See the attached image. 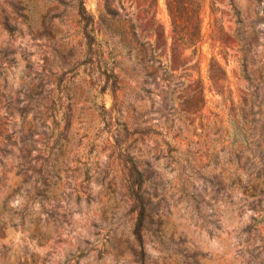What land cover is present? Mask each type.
Instances as JSON below:
<instances>
[{
	"label": "rangeland",
	"instance_id": "obj_1",
	"mask_svg": "<svg viewBox=\"0 0 264 264\" xmlns=\"http://www.w3.org/2000/svg\"><path fill=\"white\" fill-rule=\"evenodd\" d=\"M76 2L0 0V264H142L131 158L146 264H264V0Z\"/></svg>",
	"mask_w": 264,
	"mask_h": 264
},
{
	"label": "trees",
	"instance_id": "obj_2",
	"mask_svg": "<svg viewBox=\"0 0 264 264\" xmlns=\"http://www.w3.org/2000/svg\"><path fill=\"white\" fill-rule=\"evenodd\" d=\"M206 0H166L167 10L170 16L173 31L179 41L189 47H196L202 39L201 30V9ZM233 8L237 10L234 0H230ZM76 7L84 23L86 37L92 40L96 36V24L98 20L89 11L86 5V0H77ZM91 40V41H92ZM88 45H92V42ZM130 191L133 200L138 208V219L135 226V237L140 246V260L142 264H146L147 253L144 247L143 229L146 227L148 213L147 204L144 198V172L140 169L137 162L131 158L130 165ZM256 194V193H254ZM2 223L0 222V230Z\"/></svg>",
	"mask_w": 264,
	"mask_h": 264
}]
</instances>
